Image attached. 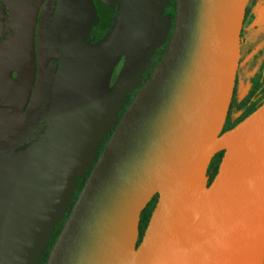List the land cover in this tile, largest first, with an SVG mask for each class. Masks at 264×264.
<instances>
[{
    "label": "water",
    "instance_id": "water-1",
    "mask_svg": "<svg viewBox=\"0 0 264 264\" xmlns=\"http://www.w3.org/2000/svg\"><path fill=\"white\" fill-rule=\"evenodd\" d=\"M249 1L176 0L164 54L105 144L45 264H264V103L222 133ZM97 3L101 20L111 21L117 0ZM58 5L39 7L26 107L0 105V156L37 140L50 122L62 59L53 33ZM6 19L0 0V39ZM156 195L137 246L141 214Z\"/></svg>",
    "mask_w": 264,
    "mask_h": 264
},
{
    "label": "rangeland",
    "instance_id": "rangeland-1",
    "mask_svg": "<svg viewBox=\"0 0 264 264\" xmlns=\"http://www.w3.org/2000/svg\"><path fill=\"white\" fill-rule=\"evenodd\" d=\"M2 2L11 16L0 41V105L20 106L29 91L31 23L42 0ZM58 6L62 59L53 121L32 145L0 157V264L34 263L67 212L75 178L117 122L125 98L138 93L168 35L166 0H117L105 35L92 29V0H59ZM243 28L240 97L264 60V0Z\"/></svg>",
    "mask_w": 264,
    "mask_h": 264
},
{
    "label": "trees",
    "instance_id": "trees-1",
    "mask_svg": "<svg viewBox=\"0 0 264 264\" xmlns=\"http://www.w3.org/2000/svg\"><path fill=\"white\" fill-rule=\"evenodd\" d=\"M259 1L260 0H250L249 6L246 8L244 25L246 24L247 20L251 17V15L253 13V9L256 7V5L259 3ZM92 3H93L94 18H95V21L93 24L94 26L92 27V29L95 33H102L105 35V34L109 33L111 28H112V23H113L115 14H116V10H115V14H114L111 21L101 20V18L99 16V12H98L99 9H98L97 0H92ZM175 8H176V0H166V11L168 12L167 19L169 21V30H168L166 42L163 45V48L161 50H159L158 52H156V54H155L156 55V62L155 63L151 62L150 69L146 72V74H144V76L140 82L139 89L148 80L151 72L153 71L156 64L159 62L162 55L164 54L165 48L167 47V44H168V42L171 38V35H172V30H173V26H174ZM105 23H107V27H104ZM243 35H244V28L242 29V32H241V39H243ZM240 65H241V62L239 64V66ZM60 73H61V71H60ZM60 73H59V78H60ZM57 89H58V83L56 86V92H57ZM134 96L135 95L127 96L125 98L124 104H123L122 108L120 109V111L117 115V122L112 126L110 131L104 136V142L95 151L94 158L92 159L88 168L85 169L80 175H78L75 178V180H74L75 190L72 194L71 201H70V204L68 206L67 212L64 214V216H62V218L59 222H57L53 225V227L49 233V236L46 240L45 246L38 253L33 264H45L46 263V259L48 257V254H49L57 236L59 235V233L63 227V224L66 221L75 201L77 200L78 195H79L81 189L83 188L86 179L88 178L92 168L94 167V165L97 162L100 154L102 153L105 144L107 143V141L110 138L112 132L114 131L116 125L118 124L119 120L121 119V117L125 113L126 108L129 106V104L131 103ZM263 103H264V60L261 64L259 71L254 73L249 78L248 88L242 97H240L238 94V79H236L234 93H233V99H232V102H231V105L229 108V112H228L227 119H226L222 133L229 131V130L233 129L234 127H236L239 123H241L244 119H246L249 115H251L254 111H256ZM53 114H54V109H53L52 116H51V119H50V122L48 125H50L53 121ZM33 143L34 142H32L31 144H29V145H27V146H25V147H23L17 151H20L26 147H29ZM15 152H13V153H15ZM13 153H11V154H13ZM223 155H224L223 152H220L217 155H215L213 157L209 167H208V170H207L208 186L212 183L213 179L215 178V176L218 172V168H219V165H220L221 160L223 158ZM0 157H2V156H0ZM157 198H158L157 195L155 197H153V199L148 203V205L146 206V208L144 209V211L141 214L140 223H139V236H138L137 246L140 244V242L143 238V235H144L145 230L147 228L149 219H150L151 214H152V212L155 208V205L157 203Z\"/></svg>",
    "mask_w": 264,
    "mask_h": 264
},
{
    "label": "flooded vegetation",
    "instance_id": "flooded-vegetation-1",
    "mask_svg": "<svg viewBox=\"0 0 264 264\" xmlns=\"http://www.w3.org/2000/svg\"><path fill=\"white\" fill-rule=\"evenodd\" d=\"M4 4V3H3ZM5 5V4H4ZM6 7V10H7V19H6V24H5V29H4V32H3V35H4V33L7 31V28H9V21H10V11H9V9H8V7L7 6H5ZM58 8H59V6H58ZM38 11H39V9H37V11L35 12V14H34V17H33V21H32V23H31V26H32V29L30 30V40H31V55H30V57L29 58H27L26 56H25V62H26V64L28 65V73H29V75H30V80H29V82H28V93H27V95H26V98H25V100H24V102H21L22 103V105H20V107H22V108H25L26 107V105H27V103H28V100H29V96H30V92H31V87H32V83H33V79H34V52H33V34H34V27H35V23H36V18H37V14H38ZM57 12H58V10H57ZM57 15V14H56ZM168 17V15L166 16V18ZM56 19V18H55ZM167 21H168V19H167ZM62 26H61V24L59 23L58 24V28L56 27V20H54V24H53V33H54V35L56 36V38L58 39V34H59V29L61 28ZM3 35H2V37H1V39L3 38ZM1 39H0V41H1ZM59 42V41H58ZM60 66H61V64H60ZM16 74V76H15V78L17 77V73H15ZM58 78H59V76H58ZM1 80V79H0ZM142 80V79H141ZM141 80H140V82H141ZM57 83H58V81H57ZM31 85V86H30ZM140 85V84H139ZM56 93L57 92H55V97H54V105H55V103H56ZM1 96V95H0ZM10 105V104H9ZM12 105H15V104H12ZM19 106V105H18ZM54 109V108H53Z\"/></svg>",
    "mask_w": 264,
    "mask_h": 264
}]
</instances>
